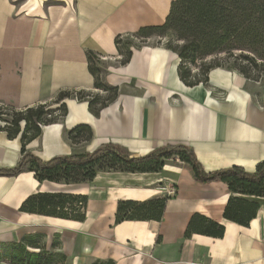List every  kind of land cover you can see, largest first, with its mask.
I'll use <instances>...</instances> for the list:
<instances>
[{
  "label": "crops",
  "instance_id": "crops-1",
  "mask_svg": "<svg viewBox=\"0 0 264 264\" xmlns=\"http://www.w3.org/2000/svg\"><path fill=\"white\" fill-rule=\"evenodd\" d=\"M172 0H0V104L16 110L48 104L66 106L57 123L44 125L26 145L46 160L71 153L64 134L87 124L95 148L112 143L132 156L165 144L192 148L205 172L242 166L252 172L264 159V79L253 82L235 70L216 67L206 84L185 85L177 54L159 37L132 49L129 61L106 69L104 81L116 96L90 110L87 100L61 91H94L87 54L119 59L118 35L161 25ZM97 93V94H96ZM20 132L0 130V168L20 160ZM94 148V149H95ZM93 149V150H94ZM173 192L167 194L165 189ZM37 191L87 197L83 221L19 210ZM168 196L160 220L115 223L119 199ZM230 193L221 181H197L185 162L165 161L157 172H97L76 184L37 181L33 172L0 176V243L34 238L38 247L65 254L72 264H264V197L247 226L223 217ZM198 214L221 225L223 233L194 223ZM206 231V232H204ZM215 231V230H214ZM8 264V263H2Z\"/></svg>",
  "mask_w": 264,
  "mask_h": 264
},
{
  "label": "trees",
  "instance_id": "trees-1",
  "mask_svg": "<svg viewBox=\"0 0 264 264\" xmlns=\"http://www.w3.org/2000/svg\"><path fill=\"white\" fill-rule=\"evenodd\" d=\"M152 36L164 39L162 44L177 54L178 75L185 85L192 86L200 82L206 84L208 72L216 67L235 70L251 81H261L264 77V0H172L163 24L143 26L133 33L115 37V47L122 56L118 63L126 64L132 53L130 47L138 48ZM132 39L142 44H132ZM220 53H224V56H219ZM209 56L213 57L207 61ZM99 59V55L88 52L87 61L94 78V87L108 93L104 101H98V95L87 99L88 94L83 91H61L56 101L69 96L87 100L90 110L93 111L95 107L113 99L116 96V88L104 81L106 69L102 72L96 65ZM228 59L231 61L227 63ZM47 105L18 110L9 107L11 120L6 121L7 126L1 130L6 132L8 138H14L21 132V157L15 166L0 168V176H16L21 172L30 171L39 182L76 184L91 181L97 172H157L166 160L177 158L189 165L197 181L226 183L230 195L223 210L225 219L247 226L255 217L259 208L255 199L264 197V159L255 165L252 172L238 165L205 172L192 148L185 144H165L145 155L132 156L125 148L106 143L90 152L70 153L43 160L27 150L26 145L41 134L42 125L57 123L66 114V106L63 103L56 108H47ZM1 106L3 105L0 104ZM20 122L24 123L22 130ZM83 131L91 132V129L87 124L77 125L68 131V137L75 140ZM107 164L111 166H106ZM167 199L166 195L142 201L119 199L114 221L119 223L124 220H160ZM86 203L87 197L81 194L37 191L24 199L19 210L83 221L86 216ZM194 223L212 229L216 236L223 233L221 225L195 214L188 223L185 235H189L194 229ZM27 246L38 247L34 238L8 244L0 243V262L72 264L63 253L45 250L44 247H39L38 252H31ZM85 264L111 262L97 259Z\"/></svg>",
  "mask_w": 264,
  "mask_h": 264
},
{
  "label": "rangeland",
  "instance_id": "rangeland-1",
  "mask_svg": "<svg viewBox=\"0 0 264 264\" xmlns=\"http://www.w3.org/2000/svg\"><path fill=\"white\" fill-rule=\"evenodd\" d=\"M151 38H154V39H151L149 42H155L158 38V36H152ZM163 42H164V39H162ZM148 41L146 39V41L143 43V44H146ZM131 43L133 44H137V45H141L142 43L138 42L137 40L135 39H132L131 40ZM131 49H134L135 47L132 46L130 47ZM120 56V55H119ZM219 56H224V53H220ZM213 56H209L206 58L207 61H209ZM122 58V56L119 57V59H115V60H110V59H106V60H103V59H99L97 62H96V65L101 69V71L103 72V70L105 69H108L110 65H113L116 61L118 62L120 59ZM231 59H228L227 60V63L230 62ZM264 79V77L262 78V80ZM253 82H260L259 80L257 81H253ZM96 91L100 92V95H99V98H98V101H104L103 99L108 95L107 92L103 91V90H99V89H96ZM88 94L87 95V99L91 98V97H96L95 95V92L90 90V91H87L85 90V94ZM97 94V93H96ZM1 106L0 107V130L4 127V126H7V123L6 121H10L11 120V111L9 109V107H3ZM51 107V106H50ZM50 107H47V108H50ZM24 126V123L23 122H20V128L22 130ZM44 125L41 126V131L44 129ZM21 134V132H20ZM64 137H65V140L66 142H68L70 148H71V153H83V152H90L92 151L95 147L92 143V133L91 132H88V131H83L81 132L78 136H77V139L75 140H70L69 137H68V131L65 132L64 134ZM34 139V138H33ZM33 139H31L29 142H31ZM28 142V143H29ZM27 143V144H28ZM106 144V143H105ZM68 155V154H67ZM172 160V159H171ZM167 161V160H166ZM172 161H175L176 163H179L180 160H178L177 158H175L174 160ZM106 166H111L109 164H107ZM3 262H0V264H2Z\"/></svg>",
  "mask_w": 264,
  "mask_h": 264
},
{
  "label": "built area",
  "instance_id": "built-area-1",
  "mask_svg": "<svg viewBox=\"0 0 264 264\" xmlns=\"http://www.w3.org/2000/svg\"><path fill=\"white\" fill-rule=\"evenodd\" d=\"M6 123H7V122H6ZM40 126H41V125H40ZM165 192H166L167 194H170V193L173 192V189H171V188L165 189Z\"/></svg>",
  "mask_w": 264,
  "mask_h": 264
}]
</instances>
